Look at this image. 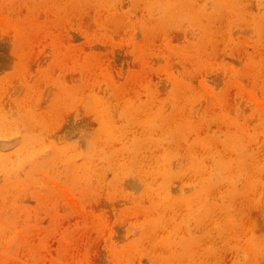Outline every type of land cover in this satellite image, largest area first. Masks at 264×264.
Listing matches in <instances>:
<instances>
[{"label": "rangeland", "instance_id": "rangeland-1", "mask_svg": "<svg viewBox=\"0 0 264 264\" xmlns=\"http://www.w3.org/2000/svg\"><path fill=\"white\" fill-rule=\"evenodd\" d=\"M0 264H264V0H0Z\"/></svg>", "mask_w": 264, "mask_h": 264}, {"label": "bare ground", "instance_id": "bare-ground-1", "mask_svg": "<svg viewBox=\"0 0 264 264\" xmlns=\"http://www.w3.org/2000/svg\"><path fill=\"white\" fill-rule=\"evenodd\" d=\"M219 1H223V0H219ZM162 201H163V203H164V202H166V199H165V198H163V199H162Z\"/></svg>", "mask_w": 264, "mask_h": 264}]
</instances>
